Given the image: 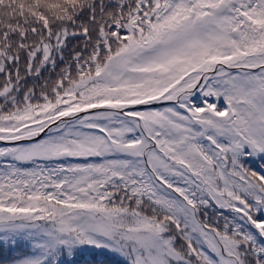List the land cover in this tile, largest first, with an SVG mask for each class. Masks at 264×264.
I'll return each mask as SVG.
<instances>
[{
	"label": "snow or ice",
	"instance_id": "snow-or-ice-1",
	"mask_svg": "<svg viewBox=\"0 0 264 264\" xmlns=\"http://www.w3.org/2000/svg\"><path fill=\"white\" fill-rule=\"evenodd\" d=\"M0 142V264H264V0H0Z\"/></svg>",
	"mask_w": 264,
	"mask_h": 264
},
{
	"label": "trees",
	"instance_id": "trees-1",
	"mask_svg": "<svg viewBox=\"0 0 264 264\" xmlns=\"http://www.w3.org/2000/svg\"><path fill=\"white\" fill-rule=\"evenodd\" d=\"M4 146H7L5 144V142H0V147H4ZM70 162H75V161H70ZM0 163H3V161H0ZM0 170H2V169H0Z\"/></svg>",
	"mask_w": 264,
	"mask_h": 264
}]
</instances>
